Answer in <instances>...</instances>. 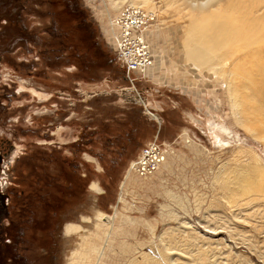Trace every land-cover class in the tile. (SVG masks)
I'll list each match as a JSON object with an SVG mask.
<instances>
[{"label":"rangeland","instance_id":"374dc122","mask_svg":"<svg viewBox=\"0 0 264 264\" xmlns=\"http://www.w3.org/2000/svg\"><path fill=\"white\" fill-rule=\"evenodd\" d=\"M34 2L0 0V264H264V132L219 52L184 48L191 3L264 0H70L68 34Z\"/></svg>","mask_w":264,"mask_h":264},{"label":"bare ground","instance_id":"6f19581e","mask_svg":"<svg viewBox=\"0 0 264 264\" xmlns=\"http://www.w3.org/2000/svg\"><path fill=\"white\" fill-rule=\"evenodd\" d=\"M243 1L240 0L238 4ZM214 10L216 11L215 8L209 10L196 6L194 8L191 3V12L197 19H195L197 24L192 25L187 32L184 41L186 56L188 60L191 59L201 65L202 62L216 60L219 52L218 59L228 67L224 73L231 80H237L239 83L234 88L231 86L235 89L236 98L238 97L237 104H240L244 112L249 115V122L252 123L253 128L262 133L264 132V8L258 9L255 17L248 21L239 18L232 20L233 16L236 17L235 14L223 12L222 15ZM142 45L145 53L151 55L146 40L142 41ZM137 164L136 161L131 162L129 172ZM89 189L96 193L100 191L95 183H92ZM99 216L101 220H111L106 215ZM74 228L73 225H66L65 234L71 233Z\"/></svg>","mask_w":264,"mask_h":264},{"label":"flooded vegetation","instance_id":"af4514ba","mask_svg":"<svg viewBox=\"0 0 264 264\" xmlns=\"http://www.w3.org/2000/svg\"><path fill=\"white\" fill-rule=\"evenodd\" d=\"M43 2H44V5H46V4L50 5L52 3V0H49V1L43 0ZM43 2H42V0H39V2H34L33 3L34 11L35 10L36 11H40V8H41ZM8 22L11 23L10 20ZM5 46H6V44H4L3 42L0 41V62L2 61L4 55H8L9 54L8 50H4V49H6ZM8 142H6V141L5 142H0V166H1L2 162H3V160H4V155H6V152L11 149V145ZM0 178H2V177H0ZM3 179H4V177H3ZM6 189H7V186H6L5 181L0 182V201L3 199V197H4L3 192H5Z\"/></svg>","mask_w":264,"mask_h":264},{"label":"trees","instance_id":"16d2710c","mask_svg":"<svg viewBox=\"0 0 264 264\" xmlns=\"http://www.w3.org/2000/svg\"><path fill=\"white\" fill-rule=\"evenodd\" d=\"M52 7V13H54V16L57 17L58 15L62 16V18L69 19L70 27L66 28V32L68 34L69 32L74 33V21H75V10L70 3V0H52V3L49 5ZM66 34V35H67Z\"/></svg>","mask_w":264,"mask_h":264},{"label":"built area","instance_id":"2783aa9c","mask_svg":"<svg viewBox=\"0 0 264 264\" xmlns=\"http://www.w3.org/2000/svg\"><path fill=\"white\" fill-rule=\"evenodd\" d=\"M130 24H132V23H130ZM140 45H141L140 46L141 51L145 54V50L143 48L142 42L140 43ZM141 63L142 62L140 60H136V61L135 60L134 61H130L129 60V62L126 64L127 71L135 70L136 68L141 66V65H139ZM129 64L131 65L130 67H129ZM153 151H155V149L147 148V149L143 150L142 154L140 155L141 159L139 158V161H136L138 164L135 166V168L136 167L137 168H141L142 167L143 168L142 170H144V168H146V165H147V163H145L144 160H145L146 157L150 156V154H152ZM135 168H133V169H135Z\"/></svg>","mask_w":264,"mask_h":264}]
</instances>
